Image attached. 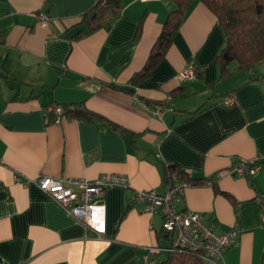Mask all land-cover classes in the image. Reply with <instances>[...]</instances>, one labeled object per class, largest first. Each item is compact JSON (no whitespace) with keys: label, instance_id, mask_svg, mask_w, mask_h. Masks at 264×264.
<instances>
[{"label":"crops","instance_id":"1","mask_svg":"<svg viewBox=\"0 0 264 264\" xmlns=\"http://www.w3.org/2000/svg\"><path fill=\"white\" fill-rule=\"evenodd\" d=\"M93 1L0 0V264H145L151 247L171 238L163 215L146 211L134 194L165 190V162L210 177L232 195L215 192L212 182L187 185L177 205L220 231L238 229L218 264H264L257 198L264 163L251 176L232 171L242 161H264V78L248 81L244 71L218 79L225 34L194 0L162 59L133 81L175 3L122 0L114 16H95L101 25L91 30L81 14ZM190 62L200 74L180 80ZM229 94L235 101L227 105ZM79 101L106 119L49 122L46 106ZM156 104L162 116L152 114ZM103 173L126 175L129 184H111L100 198L101 234L35 182L43 174L93 180ZM153 256L165 260L168 252Z\"/></svg>","mask_w":264,"mask_h":264},{"label":"trees","instance_id":"2","mask_svg":"<svg viewBox=\"0 0 264 264\" xmlns=\"http://www.w3.org/2000/svg\"><path fill=\"white\" fill-rule=\"evenodd\" d=\"M175 3L166 17L163 29L155 40L150 55L142 69L134 76L133 81L141 80L150 74L166 53L172 41L173 32L180 27L190 4L194 0H172ZM203 2L217 17L225 34L226 42L216 56L220 65V80L227 78L236 71H246L248 81L264 78L260 74L257 65L264 61V0H198ZM122 7V0H94L83 12L82 22L89 25V29H95L100 23L93 21L94 17H101L110 12L115 15ZM79 31L78 33H80ZM0 41L4 36L0 31ZM232 63H234L232 66ZM198 75L200 71L196 67ZM180 88L174 90L172 95H177ZM162 105L168 103L160 102ZM63 112L49 110L46 106L49 122H54L57 117L65 115L69 118H85L88 120H104V114L88 108L84 101L63 103ZM170 106H167V108ZM168 109H174L173 107ZM200 109L191 111L192 115ZM118 129H123L120 124L114 122ZM260 162V164H263ZM176 175L188 185H202L212 182L215 192L232 198V195L219 187L218 183L210 177H197L189 173L176 162L164 163V178L168 182ZM251 176L252 174H246ZM259 212L264 213V197L258 196ZM164 231H166L163 228ZM168 236L172 240L171 234ZM205 251L202 248L192 249L188 246H175L168 252L165 259L170 264H204Z\"/></svg>","mask_w":264,"mask_h":264},{"label":"built area","instance_id":"3","mask_svg":"<svg viewBox=\"0 0 264 264\" xmlns=\"http://www.w3.org/2000/svg\"><path fill=\"white\" fill-rule=\"evenodd\" d=\"M180 80L196 78V65L189 63L177 74ZM235 101L234 94H229L224 101L230 105ZM49 110L63 111L61 104L48 105ZM154 115L162 116L160 104L151 108ZM255 160L242 161L232 168L238 174H254L260 166ZM129 179L126 175L103 173L93 180L85 177H62L39 175L35 178L38 186L47 192L59 205L65 208L76 220L82 222L101 234L106 230V204L100 199L111 184L127 186ZM188 183L176 175L166 184L163 191L156 188L138 189L134 200L144 202L149 213L160 212L163 215V228L168 231L172 240L168 246H152L151 252L144 256L145 264H170L167 260H155L153 253L172 251L175 246H188L192 249L202 248L205 251L204 264H218L225 250L237 240L238 229L220 231L213 224L205 222L198 212L186 210L181 212L177 205L184 188ZM264 197V192L260 195ZM264 222V213L260 214Z\"/></svg>","mask_w":264,"mask_h":264},{"label":"rangeland","instance_id":"4","mask_svg":"<svg viewBox=\"0 0 264 264\" xmlns=\"http://www.w3.org/2000/svg\"><path fill=\"white\" fill-rule=\"evenodd\" d=\"M99 18H101V16H100ZM256 67H257V69L260 70L261 72H262V71L264 72V61H263L262 63L258 64ZM237 74H245V72H244V71H238V73L235 72V73H234V76H237ZM162 251H164V250H162Z\"/></svg>","mask_w":264,"mask_h":264}]
</instances>
